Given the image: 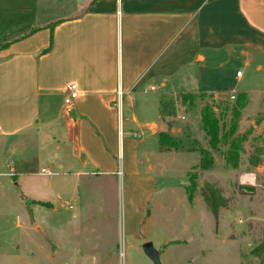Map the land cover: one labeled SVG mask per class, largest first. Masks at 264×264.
<instances>
[{"label":"crops","instance_id":"crops-1","mask_svg":"<svg viewBox=\"0 0 264 264\" xmlns=\"http://www.w3.org/2000/svg\"><path fill=\"white\" fill-rule=\"evenodd\" d=\"M39 4L0 0V190L30 189L31 176H47L40 186L46 197L36 202L51 210L50 220L78 202L81 177L83 191L95 185L101 193L103 225H110L103 200L109 181L121 175L123 183L127 176L129 196L136 198L141 190L129 183L137 164L146 166L148 182L160 132L179 135L161 114L163 95L225 99L233 92L234 103L244 93L243 106L264 95V0H42V15ZM235 63L241 66L234 69ZM72 83L78 96L67 110ZM150 86L157 90L144 92ZM257 121L264 123V113ZM258 125L253 131H264ZM154 137L156 149L145 144L139 157L138 144ZM251 138L252 147L260 142ZM34 155L46 163L40 171L32 169ZM261 159L247 171H261L264 153ZM255 177L246 173L239 182L253 185ZM133 202L145 213L146 204ZM140 240L147 237L129 233L130 246Z\"/></svg>","mask_w":264,"mask_h":264},{"label":"rangeland","instance_id":"rangeland-1","mask_svg":"<svg viewBox=\"0 0 264 264\" xmlns=\"http://www.w3.org/2000/svg\"><path fill=\"white\" fill-rule=\"evenodd\" d=\"M39 3L42 15V0ZM239 66L241 64L235 63L234 69ZM176 94L179 93L173 95ZM233 101L229 97L222 99L220 95L203 94L195 105H190L182 103L178 97L174 103L175 114L166 119L175 129L174 135L187 137L195 148L197 145L193 140L209 148L208 139L199 125L201 108L206 103L213 106L223 132L233 120L230 109ZM218 104L221 109L214 107ZM239 113L237 133H246L248 139L253 134L258 137L257 132L264 135V131H253L258 128L257 117L264 113V95L247 99ZM263 125L262 122L258 126ZM146 135L144 133L143 137ZM248 139L242 143L244 151L239 155L237 170L225 163L223 154L227 146L224 144H219V151L211 150L214 164L203 171L194 169L201 157L199 151H187L186 148L160 150L150 158L153 177L148 182L143 178L147 174L146 166L137 164L138 173L133 176L135 185L129 183L141 190L136 198L132 194L129 196L127 176H123L122 183V176L118 175L113 185L109 181L108 187L104 188L107 194L103 200L107 203L110 225H103L98 214L103 203L97 187L94 185L83 191L86 187L84 177L77 179L82 193L78 202L73 203V209L60 208L61 216L54 220H50L51 210L36 202L46 197L40 186L47 176H31L33 187L30 189L5 185L0 190V264H154L143 251L146 241L152 242L159 251L160 264H264V253L259 258L251 253L264 242V167L261 171H247V156L254 152ZM131 140L138 141L132 137ZM145 144L148 149H156V138L138 144L139 157ZM33 160L34 170L40 171L41 166L46 165L38 160V156L34 155ZM124 172L127 175L126 169ZM193 173L196 174L194 188L190 186ZM246 173L256 175L254 193L239 191V177ZM148 191H151V198L142 204ZM212 192L217 216L206 204V196ZM64 198L62 195L61 202H65ZM135 199L141 207L146 204L147 215L142 208L133 205ZM73 214L77 219L68 221L66 218L68 222L62 219L64 215L70 217ZM148 215L150 218L146 217ZM129 233H136L140 239L145 236L147 240L130 246Z\"/></svg>","mask_w":264,"mask_h":264},{"label":"trees","instance_id":"trees-1","mask_svg":"<svg viewBox=\"0 0 264 264\" xmlns=\"http://www.w3.org/2000/svg\"><path fill=\"white\" fill-rule=\"evenodd\" d=\"M203 94L193 93V92H180L174 96L171 94H165L160 99V111L162 116H171L175 114V101L178 97L181 99L182 103H188L190 105H195L196 100L202 99ZM245 94H240L237 100L232 103L230 106L231 112L233 113L232 123L229 124L228 129L221 132L220 120L216 112L214 111L213 106L209 103H206L200 110V120L199 125L200 129L204 132L205 138L208 139L209 148H204L196 141L193 140V144L197 145L195 148L191 146V140H188L187 137L173 136L169 130L162 131L159 134V143L161 151H170V150H182L186 148L187 151H199L201 157L199 162L194 166L195 170H208L211 169L214 164V158L211 154V150L219 151V144H224L227 146L226 152L223 154V158L227 166L232 169H237L239 167V155L243 152L242 143L246 141L247 134H239L236 132V119L239 117V112L241 107H243ZM176 99V100H175ZM214 107L221 109L220 105H215ZM168 126L171 124L168 122ZM255 138L260 141L256 146L253 145L254 152L248 156L247 169L251 170L257 167L262 163L261 156L264 153V138L261 135L258 137L251 138V141L255 142ZM189 141V142H188ZM195 173L190 176V186L195 187ZM191 198V195L190 197ZM215 194L212 192L206 196V204L214 214L218 215L217 204L214 200ZM252 255L260 257L264 253V242L260 246H257L252 250Z\"/></svg>","mask_w":264,"mask_h":264},{"label":"built area","instance_id":"built-area-1","mask_svg":"<svg viewBox=\"0 0 264 264\" xmlns=\"http://www.w3.org/2000/svg\"><path fill=\"white\" fill-rule=\"evenodd\" d=\"M241 74V71L238 70L236 72V75L239 76ZM157 88L155 86H150L148 88H145L144 89V92H148V91H156ZM78 96V90H77V87H76V84L72 83L68 86V89H67V94L64 98V106L67 110H69L72 106H73V103L75 101V99L77 98ZM231 100H234L235 99V95L233 94V92L231 94H229L228 96ZM132 137H137L138 134L136 133H132L131 134ZM45 170H42V172H44Z\"/></svg>","mask_w":264,"mask_h":264},{"label":"water","instance_id":"water-1","mask_svg":"<svg viewBox=\"0 0 264 264\" xmlns=\"http://www.w3.org/2000/svg\"><path fill=\"white\" fill-rule=\"evenodd\" d=\"M239 191L242 193H254L256 188L251 184H240ZM29 202H27L28 204ZM144 253L153 261L154 264H160L159 251L148 241L143 244Z\"/></svg>","mask_w":264,"mask_h":264}]
</instances>
